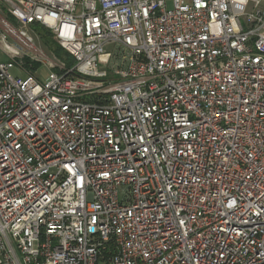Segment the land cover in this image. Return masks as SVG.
Returning a JSON list of instances; mask_svg holds the SVG:
<instances>
[{"label": "built area", "instance_id": "built-area-1", "mask_svg": "<svg viewBox=\"0 0 264 264\" xmlns=\"http://www.w3.org/2000/svg\"><path fill=\"white\" fill-rule=\"evenodd\" d=\"M0 4V264H264V0Z\"/></svg>", "mask_w": 264, "mask_h": 264}, {"label": "rangeland", "instance_id": "rangeland-1", "mask_svg": "<svg viewBox=\"0 0 264 264\" xmlns=\"http://www.w3.org/2000/svg\"><path fill=\"white\" fill-rule=\"evenodd\" d=\"M168 8H171L170 4H168ZM5 22L8 23L11 28H13V31H19L22 29V26L18 24L13 18H11L7 14L4 6L0 4V25L3 32L7 36V41L9 44H6V48L8 50L12 48L19 54L17 56V62L28 72L37 71L36 77L39 81L44 80L47 75L45 66L48 61L56 59L64 62L66 65H70L72 63L70 57H68L63 50L59 51L57 49L59 46L54 42L52 36H50V32L46 28L37 25L27 27L25 29L29 39V42H27L24 38L16 37L14 34L11 35L9 32L6 33V28L3 24ZM46 34L49 36L50 40L52 39L51 42L54 43L53 45L50 42L45 43L44 39H46ZM57 52L60 53V56H56ZM6 60L7 58L0 52V61ZM10 74L13 77L23 76V74L15 67L10 71Z\"/></svg>", "mask_w": 264, "mask_h": 264}, {"label": "trees", "instance_id": "trees-1", "mask_svg": "<svg viewBox=\"0 0 264 264\" xmlns=\"http://www.w3.org/2000/svg\"><path fill=\"white\" fill-rule=\"evenodd\" d=\"M37 26H38V25H37ZM49 35H50V34H49ZM50 36H51V35H50ZM44 40H45V43L50 42L52 45L54 44V43L51 42L52 39L50 40V38H49V36H48L47 34H46V39H44ZM57 49H58L59 51L62 50L60 47H57ZM65 54H66V53H65ZM66 55H67V54H66ZM56 56H60V53L57 52V53H56ZM67 56H68V55H67ZM71 64H72V63H71ZM71 64H70V65H71ZM70 65H67V66H70Z\"/></svg>", "mask_w": 264, "mask_h": 264}, {"label": "bare ground", "instance_id": "bare-ground-1", "mask_svg": "<svg viewBox=\"0 0 264 264\" xmlns=\"http://www.w3.org/2000/svg\"><path fill=\"white\" fill-rule=\"evenodd\" d=\"M13 50H14V49L10 48V51H12V52H13ZM14 51H15V50H14Z\"/></svg>", "mask_w": 264, "mask_h": 264}]
</instances>
